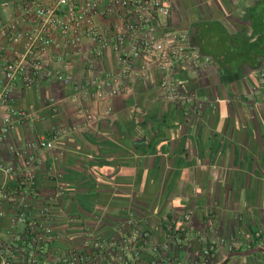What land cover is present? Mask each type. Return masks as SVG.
Returning <instances> with one entry per match:
<instances>
[{"label": "crops", "instance_id": "crops-1", "mask_svg": "<svg viewBox=\"0 0 264 264\" xmlns=\"http://www.w3.org/2000/svg\"><path fill=\"white\" fill-rule=\"evenodd\" d=\"M166 23L210 61L196 77L174 71L190 97L185 104L167 98L151 69L125 95L83 102L97 115L83 129L71 86L15 84L12 107L38 118L15 121L0 144V162L16 170L0 177L11 192L0 202V257L19 262V238L30 224L39 232L49 226L32 252L55 264L83 249L81 234L106 239L132 217L147 233L141 264H191L208 246L215 248L210 264H264V0H173ZM49 63L60 67L53 56ZM102 64L116 71L111 50ZM65 65L83 76L72 56ZM73 126L53 150L36 147L53 129ZM30 155L38 160L29 168L33 184L20 191ZM87 247L78 252L91 258L85 264H121L115 254L95 260Z\"/></svg>", "mask_w": 264, "mask_h": 264}, {"label": "built area", "instance_id": "built-area-1", "mask_svg": "<svg viewBox=\"0 0 264 264\" xmlns=\"http://www.w3.org/2000/svg\"><path fill=\"white\" fill-rule=\"evenodd\" d=\"M172 8L173 0H0V13L7 14L0 20V144L15 121L38 118L37 114L12 107L11 95L17 82L25 88L41 81L71 86L74 95L81 98L76 113L83 118V129L97 117L83 102L94 100L97 105L125 95L131 85L147 77L151 69L159 72L160 88L170 101L189 102L190 97L182 91L180 81L173 76L174 71L179 69L196 77L210 61L190 45L185 31L167 26ZM98 18L107 19V25L100 24ZM107 50L113 52L115 72L106 70L102 64ZM51 56L60 66L58 69L49 65ZM70 56L83 65L81 78L64 72ZM49 105L55 110L53 99L49 100ZM109 113L110 108H107L105 114ZM77 129L78 126L55 128L48 137L41 138L36 147L51 151L56 141ZM12 151L19 156L17 150L12 148ZM36 161L33 155L26 158L24 166L28 173H20V191L33 184L29 168ZM15 173L13 166L0 162V177ZM10 193L9 188L0 187V202ZM16 218L25 222L21 211ZM185 219L190 221V214ZM46 221L48 223L49 219ZM122 228H127L129 233L121 235ZM45 229L39 232L29 225L28 241L16 249L20 257L16 264H43L35 257L32 247L44 233H49L48 225ZM115 236L105 244L109 255L116 252L121 264H141L147 243V233L141 224L128 217ZM87 239L82 243L84 246L101 248L102 244ZM214 251V246H208L191 264H210ZM13 258L14 255L0 257V264H15ZM90 259L73 249L60 256L55 264H85Z\"/></svg>", "mask_w": 264, "mask_h": 264}, {"label": "trees", "instance_id": "trees-1", "mask_svg": "<svg viewBox=\"0 0 264 264\" xmlns=\"http://www.w3.org/2000/svg\"><path fill=\"white\" fill-rule=\"evenodd\" d=\"M28 232V233H27ZM27 232L24 234L25 236L22 238V239H20L19 240V242H20V244L19 245H23L25 242H27L28 241V237H29V231L27 230ZM121 235H126V234H128L129 233V230L127 229V228H122V230H121ZM116 236L114 235V236H110L109 238H106V239H97V240H94L95 241V243H100V244H102V246H101V248L100 249H95V248H93L92 246H90L91 248H92V258L94 259V257H95V260L96 259H98V258H101V257H103V258H105L106 256H109V252H108V250L105 248V244L108 242V241H110V240H112V239H114ZM24 240H26V241H24ZM43 240V238L41 237L40 238V240L38 241V243L37 244H39L41 241ZM84 241H86V237H85V234H81V236H80V244H79V246L80 247H82L83 246V249L82 250H77L76 249V247H73L72 249H74L75 248V251H77V252H81V251H83V252H85V251H87V249H89L87 246H84V245H82V243L84 242ZM119 243V242H118ZM104 244V245H103ZM79 247V248H80ZM116 252H114V254H115ZM116 255V254H115ZM97 257V258H96ZM96 264H98V262H96ZM99 264H107V262H102V263H99Z\"/></svg>", "mask_w": 264, "mask_h": 264}, {"label": "water", "instance_id": "water-1", "mask_svg": "<svg viewBox=\"0 0 264 264\" xmlns=\"http://www.w3.org/2000/svg\"><path fill=\"white\" fill-rule=\"evenodd\" d=\"M258 251V249H254V250H252V251H250V252H248V253H255V252H257ZM240 253H236V254H232V256H234V255H239Z\"/></svg>", "mask_w": 264, "mask_h": 264}, {"label": "rangeland", "instance_id": "rangeland-1", "mask_svg": "<svg viewBox=\"0 0 264 264\" xmlns=\"http://www.w3.org/2000/svg\"><path fill=\"white\" fill-rule=\"evenodd\" d=\"M6 13H3V15L2 16H4V17H6L7 16V14L5 15Z\"/></svg>", "mask_w": 264, "mask_h": 264}]
</instances>
